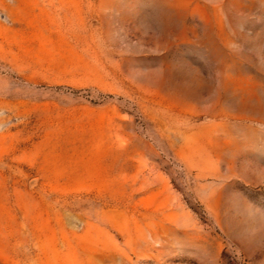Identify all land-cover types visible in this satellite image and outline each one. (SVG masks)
<instances>
[{"label": "rangeland", "instance_id": "obj_1", "mask_svg": "<svg viewBox=\"0 0 264 264\" xmlns=\"http://www.w3.org/2000/svg\"><path fill=\"white\" fill-rule=\"evenodd\" d=\"M0 264H264V0H0Z\"/></svg>", "mask_w": 264, "mask_h": 264}]
</instances>
